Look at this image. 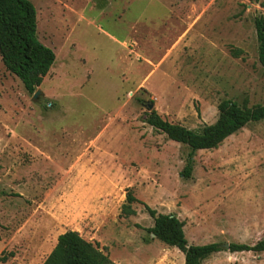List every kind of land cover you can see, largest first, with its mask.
<instances>
[{
	"label": "rangeland",
	"instance_id": "374dc122",
	"mask_svg": "<svg viewBox=\"0 0 264 264\" xmlns=\"http://www.w3.org/2000/svg\"><path fill=\"white\" fill-rule=\"evenodd\" d=\"M28 1L55 60L28 94L0 58V264H43L68 231L112 264H184L145 207L179 219L189 245L264 240V121L196 152L189 179V149L145 123L152 110L195 131L221 101L263 104L264 0ZM221 249L201 264H264Z\"/></svg>",
	"mask_w": 264,
	"mask_h": 264
},
{
	"label": "trees",
	"instance_id": "16d2710c",
	"mask_svg": "<svg viewBox=\"0 0 264 264\" xmlns=\"http://www.w3.org/2000/svg\"><path fill=\"white\" fill-rule=\"evenodd\" d=\"M257 1V0H255ZM264 6V2L262 3ZM257 43V60L264 73V17L253 21ZM36 11L28 0H0V58L4 68L15 76L28 94L40 86L54 63L53 52L44 47L36 37ZM238 52L233 53L237 57ZM217 120L199 130H188L162 120L155 111H150L145 123L163 134L172 142L189 149L186 165L181 176L190 178L193 157L198 151L217 149L227 138L246 126L264 121V102L252 107L224 100L217 106ZM135 202L126 194V215H133L129 205ZM153 220L149 233L160 243L180 251L184 264H201L209 256L222 249L218 244L189 245L184 235V224L173 215L157 214L145 207ZM229 253H263L264 240L256 244H229ZM43 264H112L97 246L85 241L76 232L68 231L58 236L56 244Z\"/></svg>",
	"mask_w": 264,
	"mask_h": 264
},
{
	"label": "water",
	"instance_id": "95a60500",
	"mask_svg": "<svg viewBox=\"0 0 264 264\" xmlns=\"http://www.w3.org/2000/svg\"><path fill=\"white\" fill-rule=\"evenodd\" d=\"M36 94H37V93L34 94V96H33L34 98L36 97ZM148 109L151 110V109H152V106H149ZM152 237H154V236L152 235ZM221 248L227 250V249H228V245H223V246H221Z\"/></svg>",
	"mask_w": 264,
	"mask_h": 264
}]
</instances>
